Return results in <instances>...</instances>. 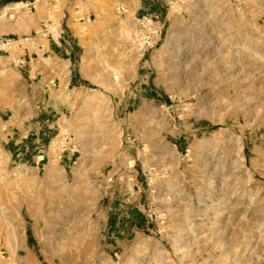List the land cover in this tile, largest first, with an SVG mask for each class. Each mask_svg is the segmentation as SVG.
Segmentation results:
<instances>
[{
  "label": "rangeland",
  "instance_id": "rangeland-1",
  "mask_svg": "<svg viewBox=\"0 0 264 264\" xmlns=\"http://www.w3.org/2000/svg\"><path fill=\"white\" fill-rule=\"evenodd\" d=\"M13 3L0 264H264V0Z\"/></svg>",
  "mask_w": 264,
  "mask_h": 264
},
{
  "label": "crops",
  "instance_id": "crops-1",
  "mask_svg": "<svg viewBox=\"0 0 264 264\" xmlns=\"http://www.w3.org/2000/svg\"><path fill=\"white\" fill-rule=\"evenodd\" d=\"M63 41L64 40H59L58 41V44H62L63 43ZM62 42V43H61ZM55 45H56V43L55 42H53V43H51V44H49V49L51 48L52 50H54L55 49ZM49 49H47L46 47H38V50L39 51H42V55H44V54H46L47 52H48V50ZM1 52V51H0ZM24 58V60H25V58H26V60H29V59H31V53L30 52H24V56H23ZM0 58H1V55H0ZM30 61V60H29ZM46 124V123H45ZM46 126V125H45ZM46 128V127H45ZM44 128V129H45ZM41 130H43V129H41ZM39 134V133H38ZM44 134V133H43ZM40 136H42V134H39V137ZM40 147H41V145L39 144V143H37V145L34 147V150L36 149L37 151H36V153H37V156H38V158H42V156L43 155H40L43 151L40 149Z\"/></svg>",
  "mask_w": 264,
  "mask_h": 264
},
{
  "label": "built area",
  "instance_id": "built-area-1",
  "mask_svg": "<svg viewBox=\"0 0 264 264\" xmlns=\"http://www.w3.org/2000/svg\"><path fill=\"white\" fill-rule=\"evenodd\" d=\"M10 40L9 38H2L0 39V45L2 46H7L10 44ZM4 49L2 47H0V51H3Z\"/></svg>",
  "mask_w": 264,
  "mask_h": 264
},
{
  "label": "bare ground",
  "instance_id": "bare-ground-1",
  "mask_svg": "<svg viewBox=\"0 0 264 264\" xmlns=\"http://www.w3.org/2000/svg\"><path fill=\"white\" fill-rule=\"evenodd\" d=\"M21 3H13L11 6L9 5V6H6V7H4L3 8V10L0 12V15L1 14H3L4 12H8V10H10V8L9 7H17V6H19ZM2 17V16H1Z\"/></svg>",
  "mask_w": 264,
  "mask_h": 264
}]
</instances>
